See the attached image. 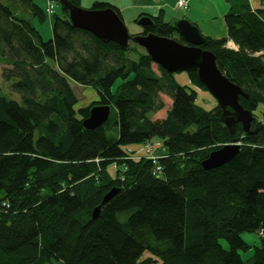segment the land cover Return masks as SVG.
<instances>
[{
	"label": "trees",
	"instance_id": "trees-1",
	"mask_svg": "<svg viewBox=\"0 0 264 264\" xmlns=\"http://www.w3.org/2000/svg\"><path fill=\"white\" fill-rule=\"evenodd\" d=\"M58 1L49 0L48 11ZM16 4L45 20L36 0ZM107 8L123 19L108 3L91 9ZM153 20L143 35L184 43L163 11ZM225 22L227 37H205L202 48L248 96L240 103L256 118L254 135L241 124L232 134L218 105L205 110L195 88L159 66L157 72L146 52L102 43L74 28L64 9L54 15L53 38L44 41L29 19L0 3L2 79L19 97L0 95V264H264V10L246 5ZM189 76L206 90L196 73ZM71 81L91 87L98 99L78 108ZM160 95L172 106L152 120L165 108ZM98 105L116 111L117 136L109 121L95 130L83 126ZM155 138L163 141L154 154L160 175L149 157L123 149L151 147ZM234 142L241 145L234 160L203 169L211 152ZM113 188L120 192L94 220L93 210ZM243 233L261 235L247 261L241 253L251 245Z\"/></svg>",
	"mask_w": 264,
	"mask_h": 264
},
{
	"label": "water",
	"instance_id": "water-1",
	"mask_svg": "<svg viewBox=\"0 0 264 264\" xmlns=\"http://www.w3.org/2000/svg\"><path fill=\"white\" fill-rule=\"evenodd\" d=\"M62 9L68 12L71 25L81 31L90 33L104 44L110 42L128 50L130 42L143 48L153 63L169 74L196 73L205 89L218 102L222 110L221 119L233 134L238 124L248 135H254L255 116L240 103L241 97L247 98L245 92L218 68L216 56L202 48L205 36L199 27L189 19L172 21L171 26L184 43L172 38L160 37L154 33L131 35L124 20L112 8L94 10L83 9L69 0H59ZM137 23L144 27H153L150 15L142 16ZM111 107L98 105L90 110L83 126L95 130L104 126L110 119ZM241 145L234 142L210 153L202 162L205 171H211L230 163L239 154ZM120 189L113 188L104 195L102 202L92 213L94 220L99 219L104 205L108 204Z\"/></svg>",
	"mask_w": 264,
	"mask_h": 264
},
{
	"label": "rangeland",
	"instance_id": "rangeland-1",
	"mask_svg": "<svg viewBox=\"0 0 264 264\" xmlns=\"http://www.w3.org/2000/svg\"><path fill=\"white\" fill-rule=\"evenodd\" d=\"M17 0H0V3L9 5L12 7V9L15 11L16 14L22 15L25 19H29L33 25L37 28L39 31L41 37L44 41L51 40L53 38V30H52V21L54 20V15H61L62 13V7L58 2H54V13L52 15L48 14V7H49V0H36V3L44 10L46 18L43 22L34 20L30 18L26 13L24 14L22 7L18 6L16 4ZM131 0H81L80 7L83 9H91L93 5L96 2L101 3H108L112 5L113 7L121 10L123 12V20L125 25L127 26L129 32L131 35H138L142 34L144 32V27L140 26L135 20L138 15V10L135 8H128L132 3H129ZM188 10H178L175 13H166V21H175L179 18L187 17ZM192 22V21H191ZM130 45L133 47H137L139 52H145L143 48H140L133 42H130ZM131 58H135L134 55H130ZM0 95L2 96H9L11 95L12 98L19 100V97L17 95H13L10 93L9 86L3 81L2 79V72L7 67L4 65V60L0 58ZM157 65L154 64L153 68L157 71ZM158 72V71H157ZM175 80L182 86H192L197 91V104L201 107H203L205 110H212L218 105V102L214 99V97L207 91L202 90L200 88H197L193 86L192 81L190 79L189 73L183 72L179 74H174ZM121 83V80L117 81L115 86L113 87L114 90L118 87V85ZM71 85L76 93L77 98L79 99L78 108H83L88 105H90L92 102L96 101L98 99V95L94 89L91 87H85L79 84H76L75 82L71 81ZM160 99L164 102L165 108L161 112L157 114H150V117L152 120L161 119L166 117L167 111L172 106V101L170 98L166 95H160ZM209 105L211 107H209ZM259 111L257 112V115H259ZM116 122V111H111V116L109 119V124L113 128V134L115 136L118 135L117 133V127L114 125ZM151 151L148 150L147 145L145 144H131L124 146L123 149L132 154L133 156L137 157H150L152 154H157L158 149H163V141L162 139L155 138L151 141ZM116 165H112L109 169L110 173L114 174L116 171ZM128 217V214H123L121 219H126ZM242 238L244 241H246L249 245H251V250L248 252H242V258L244 261L249 260L253 254H254V248L260 245L261 241V235L257 233H243ZM224 246L226 247V243H224ZM149 254H145L143 256V259L149 257ZM55 264H59L58 262H54Z\"/></svg>",
	"mask_w": 264,
	"mask_h": 264
},
{
	"label": "crops",
	"instance_id": "crops-1",
	"mask_svg": "<svg viewBox=\"0 0 264 264\" xmlns=\"http://www.w3.org/2000/svg\"><path fill=\"white\" fill-rule=\"evenodd\" d=\"M129 3L132 4L128 8L138 10L137 18L142 14L156 17L163 11L166 21L167 12L175 13L180 10L176 8L177 0H131ZM246 5L250 6L252 12L264 10V0H188L187 17L179 19L192 21L205 37L222 39L228 35L225 22L227 13L230 11L239 13ZM120 12L123 17V12L121 10Z\"/></svg>",
	"mask_w": 264,
	"mask_h": 264
},
{
	"label": "built area",
	"instance_id": "built-area-1",
	"mask_svg": "<svg viewBox=\"0 0 264 264\" xmlns=\"http://www.w3.org/2000/svg\"><path fill=\"white\" fill-rule=\"evenodd\" d=\"M187 5H188V0H177V3H176V8L177 9H186L187 8ZM49 14H52L53 13V6L51 5L50 8H49ZM227 47L228 48H231V49H237L236 45L233 43V42H229L227 44ZM148 150L151 151V147L150 145L147 146ZM149 159L152 161V164L154 166V174L155 175H160L162 173V167L161 165L159 164V159L160 157L157 156V155H154L152 154Z\"/></svg>",
	"mask_w": 264,
	"mask_h": 264
},
{
	"label": "bare ground",
	"instance_id": "bare-ground-1",
	"mask_svg": "<svg viewBox=\"0 0 264 264\" xmlns=\"http://www.w3.org/2000/svg\"><path fill=\"white\" fill-rule=\"evenodd\" d=\"M209 107H211L210 105H209ZM210 110V109H209Z\"/></svg>",
	"mask_w": 264,
	"mask_h": 264
}]
</instances>
